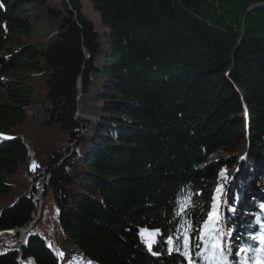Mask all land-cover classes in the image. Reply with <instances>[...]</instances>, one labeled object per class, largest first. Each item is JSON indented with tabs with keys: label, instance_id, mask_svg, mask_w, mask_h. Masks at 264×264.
Returning <instances> with one entry per match:
<instances>
[{
	"label": "trees",
	"instance_id": "1",
	"mask_svg": "<svg viewBox=\"0 0 264 264\" xmlns=\"http://www.w3.org/2000/svg\"><path fill=\"white\" fill-rule=\"evenodd\" d=\"M53 1L0 0V264H180L142 234H166L196 192L205 210L214 197L221 205L234 246L252 243V213L264 219V0H89L106 51L82 0H61L62 10ZM94 82L100 123L88 124L77 113ZM55 128L64 155L40 158L23 142ZM244 138V156L209 166Z\"/></svg>",
	"mask_w": 264,
	"mask_h": 264
},
{
	"label": "snow or ice",
	"instance_id": "2",
	"mask_svg": "<svg viewBox=\"0 0 264 264\" xmlns=\"http://www.w3.org/2000/svg\"><path fill=\"white\" fill-rule=\"evenodd\" d=\"M201 195L199 192L187 195L180 206L173 209L169 220L171 226L166 234L160 233L158 229H147L156 234V239L146 244L148 250L152 251L153 247H156L154 254L159 255L166 244L169 255L175 254L185 258L180 264H264V258L257 256L264 254V219L252 213L256 217L255 222L246 227L255 228L258 225L260 231L256 234L250 233L247 241L252 243L241 241L236 246L238 250L233 253V244L224 246V239L230 236L231 232L225 233L220 227L221 205L214 197L210 210H205L202 201L196 198ZM259 208L264 212V203L260 204ZM229 211L234 212L235 209ZM161 236L165 238L161 239Z\"/></svg>",
	"mask_w": 264,
	"mask_h": 264
},
{
	"label": "rangeland",
	"instance_id": "3",
	"mask_svg": "<svg viewBox=\"0 0 264 264\" xmlns=\"http://www.w3.org/2000/svg\"><path fill=\"white\" fill-rule=\"evenodd\" d=\"M61 0H54L53 1V7L62 10L61 8ZM82 13L83 15L90 21L93 23V25L96 28V31L99 33L100 35V44L102 46L103 51H106L107 47H106V42H105V35L108 32L107 29L103 28L102 24H101V20L99 15L93 11L89 0H82ZM30 15L31 17H36L35 16V12H34V8L31 7L30 8ZM43 27L45 28H49V29H56L58 26V21L54 20V19H49L46 18L43 22ZM3 53H0V58H3ZM6 80H1V83H4ZM98 91V85L96 82H94V86L91 88V93L89 96L83 97L80 101V110L77 113V117L79 119H82L83 121L87 122L88 124H98L100 123V121L92 116V112L94 109H97L98 107L94 106L92 103V98L94 93H96ZM34 114L32 113L31 116H33ZM106 123H102L101 125L103 127H105ZM47 136V138H43V143L40 140V143L37 144L35 141V138L33 136H31L30 138H28L27 140L23 141L24 144H28L30 146V148L32 147L35 150V153L38 154L40 156V158H45L47 155L50 156L53 153V150H55L56 152H61L62 155L66 154V147H67V143L65 142V138H66V134L58 129H51L48 130L46 132H44ZM114 133V132H112ZM115 134V133H114ZM247 138V137H246ZM248 139H242L233 150H231L229 153H227V155L229 156L228 158L226 157V154L221 153V154H217L216 156H214V163H209V166H213L217 163H221L224 162L225 160H231V158H238L239 156H244L245 153L248 150V146L249 143L247 141ZM79 145V144H78ZM53 148V149H52ZM29 149V148H28ZM80 146H76V151H79ZM30 155H32L30 153ZM31 165L33 166V168H37L39 167L37 165L36 162L34 161H30ZM235 173L232 175H230V181L233 182L234 181V177L238 174V173H242L244 172L242 170V167L237 171H234ZM20 178H16L15 180H19ZM218 181H216L213 185H211V191L214 192L215 187L217 186ZM257 193V192H256ZM44 219L48 221L49 223V227H55L54 231L51 234V238L53 243L57 240V238H59V232H58V227H57V221H58V215H59V211L58 208L56 206V203L54 201V197L52 195L51 192H49L46 196H45V202H44ZM143 240L145 241L146 244H148L149 241V237L148 236H143L142 235ZM58 247L62 246V242L60 239H58L57 241ZM64 247V245H63ZM262 257H264V254L262 255Z\"/></svg>",
	"mask_w": 264,
	"mask_h": 264
},
{
	"label": "water",
	"instance_id": "4",
	"mask_svg": "<svg viewBox=\"0 0 264 264\" xmlns=\"http://www.w3.org/2000/svg\"><path fill=\"white\" fill-rule=\"evenodd\" d=\"M239 167H240V166H238L237 169H238ZM28 231H29V230H27V232H28ZM27 232H22V234H26Z\"/></svg>",
	"mask_w": 264,
	"mask_h": 264
},
{
	"label": "bare ground",
	"instance_id": "5",
	"mask_svg": "<svg viewBox=\"0 0 264 264\" xmlns=\"http://www.w3.org/2000/svg\"><path fill=\"white\" fill-rule=\"evenodd\" d=\"M240 168H241V167H239L238 170H239ZM236 171H237V169H236ZM238 174H239V173H238ZM238 174H237V175H238ZM232 175H233V174H232Z\"/></svg>",
	"mask_w": 264,
	"mask_h": 264
}]
</instances>
